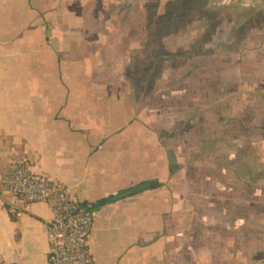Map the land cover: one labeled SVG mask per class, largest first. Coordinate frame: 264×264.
<instances>
[{"label":"crops","instance_id":"1","mask_svg":"<svg viewBox=\"0 0 264 264\" xmlns=\"http://www.w3.org/2000/svg\"><path fill=\"white\" fill-rule=\"evenodd\" d=\"M195 43L185 59L200 55L202 83L187 95L186 123L207 133H193L184 167L146 101L172 52ZM227 124L236 131L211 130ZM220 140L264 172V0H0V167L26 157L87 206L96 264H264L257 191L210 190L244 182L239 167L215 159ZM211 166L238 182L189 179L188 168ZM143 181L149 187L107 199ZM52 215L0 183V264H50Z\"/></svg>","mask_w":264,"mask_h":264},{"label":"rangeland","instance_id":"2","mask_svg":"<svg viewBox=\"0 0 264 264\" xmlns=\"http://www.w3.org/2000/svg\"><path fill=\"white\" fill-rule=\"evenodd\" d=\"M198 39L199 42H201V37H199ZM200 47L201 45L199 43H195L193 46H190L189 49L185 50L183 48L179 49L177 52H172L171 60L174 66L171 70H167L166 76L161 77L160 81L158 82V90L153 92L150 99L146 101L148 112H159L158 125L162 129L163 135H166V142L176 147L180 155L179 159L181 161V165L184 167L186 166L185 161L189 162L191 159V153L193 149L191 148V144L194 143L195 145L196 142V138L193 137L194 134L197 135V137L201 138L202 132L207 133V131H203L202 125L199 123H194L192 125L190 123H186L187 119L192 118L191 112L192 110L194 111V108L192 109L191 106L188 108L190 101L188 100L187 95H198V89H200V85L202 83L200 82L202 79V75L200 74L201 67H203L202 63H204V61L200 59V55L196 56L198 58H190V60L186 61L185 55L191 50H195L196 48H198L199 50ZM162 62H164V58L162 59ZM198 63L199 65L196 66V64ZM193 67L195 68L194 71L192 70ZM197 73L199 74L197 75ZM193 118H195V114L193 115ZM241 129L246 131V128H244L243 126L241 127ZM211 130L214 132V134H218L219 132L224 131L232 134L234 131H236L235 124L225 125L223 131L219 130L217 125H213V128H211ZM244 131L243 134L245 133ZM208 135H210L209 138H212V134ZM232 141L233 140H231L230 142L224 140L219 141L221 143V151L224 153V155L220 157L215 156V159L218 158L221 159L223 163L225 161V163H229L230 166L235 165L237 168L239 167V175L241 174V179H244V182H241V187H236L234 189H218L211 187L210 190L214 192L224 191L225 193L232 196L234 194L237 196L250 195V192L252 193L254 190H256L257 194L255 195L259 199L256 215L257 219H260V217L264 216V172L254 173L250 171L249 166L247 165L249 163V160H246L244 156H230L232 154ZM200 142L201 140L199 141V143ZM245 143L246 145H249L248 142ZM242 144L244 145V142H242ZM245 147L246 146L243 147V150H246L248 146L246 148ZM209 158L210 160H212L214 159V156L213 158L212 156H209ZM215 162L219 163V161ZM214 166H211V169L208 171L205 170L207 172L201 171V168H188L189 173L187 172V174H189V179L193 181H202V179H208L210 181L225 179L228 182H233L234 180L238 182L239 178H234V173H230L229 171L222 173L218 170L219 168L216 169ZM182 172L185 173L186 169H183ZM206 174H209L208 178L206 177ZM245 180L247 182H245ZM248 185L251 186V188L246 187ZM238 211L241 212L242 215H247L249 217L250 207L242 203ZM246 225L247 224L241 225L243 231H248L249 227ZM254 229H259L260 231V229H264V224L262 223L259 224V226H254ZM245 236L249 237L246 233ZM250 254L253 257L256 256L255 252H251Z\"/></svg>","mask_w":264,"mask_h":264},{"label":"built area","instance_id":"3","mask_svg":"<svg viewBox=\"0 0 264 264\" xmlns=\"http://www.w3.org/2000/svg\"><path fill=\"white\" fill-rule=\"evenodd\" d=\"M0 183L15 197L50 205L53 215L45 222L50 264H96L89 242L94 214L62 181L33 171L23 157L0 167ZM10 211L20 215L23 209L11 206Z\"/></svg>","mask_w":264,"mask_h":264},{"label":"trees","instance_id":"4","mask_svg":"<svg viewBox=\"0 0 264 264\" xmlns=\"http://www.w3.org/2000/svg\"><path fill=\"white\" fill-rule=\"evenodd\" d=\"M149 185H150V181H143V182L137 184L135 187H131L129 190L120 191L119 193L114 194V195L108 197L107 199H111V198L118 197V196H120V195H124V194H126L128 191L131 192V191H135V190H136V191H137V190H142V189H145V188L149 187Z\"/></svg>","mask_w":264,"mask_h":264},{"label":"water","instance_id":"5","mask_svg":"<svg viewBox=\"0 0 264 264\" xmlns=\"http://www.w3.org/2000/svg\"><path fill=\"white\" fill-rule=\"evenodd\" d=\"M170 155H171V160H172V168H175V164L177 161V156L175 154L174 149H170Z\"/></svg>","mask_w":264,"mask_h":264}]
</instances>
